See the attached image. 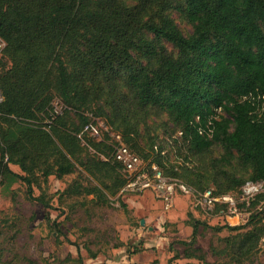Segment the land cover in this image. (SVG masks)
<instances>
[{
	"label": "trees",
	"instance_id": "16d2710c",
	"mask_svg": "<svg viewBox=\"0 0 264 264\" xmlns=\"http://www.w3.org/2000/svg\"><path fill=\"white\" fill-rule=\"evenodd\" d=\"M81 1L0 0V38L5 42L0 57V187L23 181L34 199L32 188L41 186V178L62 179L80 167L97 181L88 193L118 194L127 183L121 165L85 157L76 134L90 121V112L106 117L134 153L200 191L239 194L247 181H264V0ZM171 11L191 25L190 34L180 29ZM104 31L123 35L122 56L94 54L72 36L96 37ZM108 50L113 51L111 45ZM51 66L59 73L64 101L78 111L75 116L68 111L55 115L54 109L39 115L44 106L40 92L47 87ZM74 87L80 89L77 94ZM218 108L222 113L213 120V135L201 134L199 127ZM151 114H165L179 151L204 167H175L159 139L151 138L145 149L139 127ZM83 137L96 154L113 150L108 137ZM214 147H221L222 154L206 165ZM234 161L247 175L227 169ZM201 173L211 177L215 188L207 186ZM262 198L264 193L251 206ZM35 199L48 206L43 198ZM197 231L194 225L186 245H196ZM240 236L226 239L230 252L250 255L264 237V226ZM201 260L213 264L205 255Z\"/></svg>",
	"mask_w": 264,
	"mask_h": 264
},
{
	"label": "rangeland",
	"instance_id": "374dc122",
	"mask_svg": "<svg viewBox=\"0 0 264 264\" xmlns=\"http://www.w3.org/2000/svg\"><path fill=\"white\" fill-rule=\"evenodd\" d=\"M169 14L185 34L192 32L191 25L179 13L171 11ZM72 36L94 54L105 57L124 54L122 34L104 31L96 37L75 33ZM166 45L173 50L171 44ZM3 48L0 40V57ZM2 70L0 64V73ZM49 72L47 87L40 92L44 106L39 115L43 117L47 111L57 109L75 116L78 111L66 104L61 95L58 71L51 66ZM78 91L80 89L73 88V93ZM98 118L108 127V132L100 127L102 139L108 137L107 142L114 143L110 133H116V130L106 117ZM139 132V142L147 150L151 138L159 139L169 151V160L175 167H204L197 158L188 157L184 150L179 151L171 138L175 134L174 128L165 114H151L140 125ZM81 147L85 157L101 160L99 154L91 153V150L96 151L93 146L88 148L82 142ZM221 154L222 148L214 147L206 156L205 164H210L213 157ZM11 168L23 174L18 166L11 165ZM227 169L238 173L239 177L247 175L235 161ZM201 174L206 175L207 186L215 188L211 177ZM40 181L41 186H33L32 194L35 198H43L48 206L30 198L28 186L23 181L12 184L9 189L0 187V264H205L201 260L203 255L213 264H264V237L250 255L241 257L230 252L231 247L226 241L242 237L255 225L264 226V198L250 206L249 214L238 223L221 213L201 211L194 207L189 197L181 194L167 207L149 191L143 194L120 191L116 195L105 192L103 197L88 193L97 181L80 167L62 179L50 176L48 181L43 178ZM76 186L77 191L72 192ZM253 216L256 217L252 223ZM142 221H145L144 225ZM194 225L198 226V231L193 247L185 243L191 241ZM231 227L239 228L233 230Z\"/></svg>",
	"mask_w": 264,
	"mask_h": 264
},
{
	"label": "built area",
	"instance_id": "2783aa9c",
	"mask_svg": "<svg viewBox=\"0 0 264 264\" xmlns=\"http://www.w3.org/2000/svg\"><path fill=\"white\" fill-rule=\"evenodd\" d=\"M0 40L2 39L0 38ZM2 42L3 47H5V42L3 40ZM2 100L3 97L0 94V103ZM61 113L62 111L54 109L55 115ZM216 113L208 118L205 127H199L201 134H206L209 137L213 135V120L222 113V108L216 109ZM86 115L90 121L78 137L82 139L85 145L86 142L83 133L89 134L93 139L103 140L100 127L105 128L107 132L108 127L104 126L102 121L93 112L87 113ZM199 120L200 117L198 116L196 122H199ZM48 122L50 123V121ZM110 134L114 141V143H111L113 150L108 155L100 154V158L103 161H111L114 164L121 165L127 178V183L121 190V193L143 194L148 191L153 192L167 207H170L174 198L181 194L189 197L194 207L201 211L206 213H221L229 219L236 220L238 223L243 216L249 214L247 209H249L256 197L264 193V181H247L242 186L239 194L227 193L217 195L213 189L200 191L177 177L165 175L163 169L152 159L144 160L141 156L134 153L122 141L119 134L115 132ZM94 152V150H91V153ZM162 154H165V152Z\"/></svg>",
	"mask_w": 264,
	"mask_h": 264
},
{
	"label": "water",
	"instance_id": "95a60500",
	"mask_svg": "<svg viewBox=\"0 0 264 264\" xmlns=\"http://www.w3.org/2000/svg\"><path fill=\"white\" fill-rule=\"evenodd\" d=\"M142 224L144 225L145 224V221H142Z\"/></svg>",
	"mask_w": 264,
	"mask_h": 264
}]
</instances>
